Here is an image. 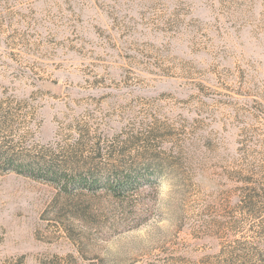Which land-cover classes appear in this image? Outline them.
<instances>
[{
    "label": "rangeland",
    "instance_id": "obj_1",
    "mask_svg": "<svg viewBox=\"0 0 264 264\" xmlns=\"http://www.w3.org/2000/svg\"><path fill=\"white\" fill-rule=\"evenodd\" d=\"M0 141L133 188L0 172V264H264V0H0Z\"/></svg>",
    "mask_w": 264,
    "mask_h": 264
},
{
    "label": "trees",
    "instance_id": "obj_2",
    "mask_svg": "<svg viewBox=\"0 0 264 264\" xmlns=\"http://www.w3.org/2000/svg\"><path fill=\"white\" fill-rule=\"evenodd\" d=\"M0 172H15L48 182L56 186L65 197L81 192L96 193L99 189H106L114 196L120 197L123 192L133 189L131 186H125L130 184L127 176L104 180V177L96 176L91 170L73 171L65 163L60 164L43 157L21 154L4 146L1 141Z\"/></svg>",
    "mask_w": 264,
    "mask_h": 264
}]
</instances>
